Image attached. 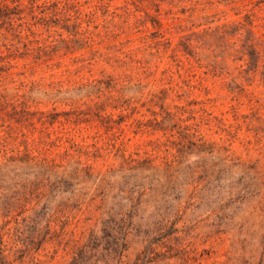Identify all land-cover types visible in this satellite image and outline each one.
<instances>
[{
  "label": "rangeland",
  "instance_id": "1",
  "mask_svg": "<svg viewBox=\"0 0 264 264\" xmlns=\"http://www.w3.org/2000/svg\"><path fill=\"white\" fill-rule=\"evenodd\" d=\"M18 1L0 264H264V0Z\"/></svg>",
  "mask_w": 264,
  "mask_h": 264
},
{
  "label": "trees",
  "instance_id": "2",
  "mask_svg": "<svg viewBox=\"0 0 264 264\" xmlns=\"http://www.w3.org/2000/svg\"><path fill=\"white\" fill-rule=\"evenodd\" d=\"M9 1H10L11 4H14L15 7H17L18 2H19L18 0H9ZM36 1L37 0H30L31 8H33V7H38L39 8L40 7L39 5L35 4ZM9 10H10V8L6 4V0H0V18L5 17V16H6V18H10L9 17V13H7V11H9Z\"/></svg>",
  "mask_w": 264,
  "mask_h": 264
}]
</instances>
